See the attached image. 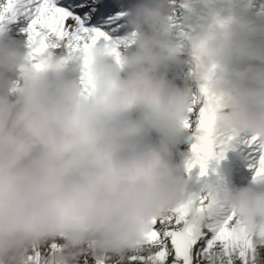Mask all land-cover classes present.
<instances>
[{"label":"clouds","instance_id":"1","mask_svg":"<svg viewBox=\"0 0 264 264\" xmlns=\"http://www.w3.org/2000/svg\"><path fill=\"white\" fill-rule=\"evenodd\" d=\"M123 10L119 59L99 42L90 66L58 41L34 56L25 32L0 27V264H29L52 242L57 264H128L153 218L197 192L176 152L202 84L220 98L219 130L264 140V0ZM213 190L264 252V180L218 176ZM207 215L194 205L187 222Z\"/></svg>","mask_w":264,"mask_h":264},{"label":"snow or ice","instance_id":"2","mask_svg":"<svg viewBox=\"0 0 264 264\" xmlns=\"http://www.w3.org/2000/svg\"><path fill=\"white\" fill-rule=\"evenodd\" d=\"M123 3L119 0H0V27L18 21L26 22L22 29L35 47L33 55L43 53L54 42L69 51L83 50L85 65L90 66L89 53L99 42L114 43L113 54L119 59L125 24ZM37 68H42L40 63ZM220 98L211 92L207 83L195 95L184 127L189 130L190 154L185 161L191 176L198 169V178L218 172L212 162L225 158L226 152L243 143L247 150L248 167L253 180H264V140L259 135L240 139L238 133L218 129ZM206 189V190H205ZM207 212L203 224H189L193 206ZM217 209V211H213ZM147 243L126 257L128 264H264V252L258 250L243 227L236 226V213L227 212L213 182L193 193L188 201L167 215L153 218ZM60 247L52 242L45 250H36L28 257L29 264H57L53 258ZM91 258V264H120V260ZM81 264H90L84 254Z\"/></svg>","mask_w":264,"mask_h":264},{"label":"rangeland","instance_id":"3","mask_svg":"<svg viewBox=\"0 0 264 264\" xmlns=\"http://www.w3.org/2000/svg\"><path fill=\"white\" fill-rule=\"evenodd\" d=\"M243 138V136L240 137V139ZM242 145L243 143L236 142L235 146L226 152L224 159L219 162L215 160L212 162L211 166L217 169L218 176L223 177L228 182L245 184L252 179L253 170L248 167L249 160L245 159L248 151ZM218 176L217 173H213L210 177H207L202 185L203 189L206 183L215 182ZM237 264H240V262L238 261Z\"/></svg>","mask_w":264,"mask_h":264},{"label":"bare ground","instance_id":"4","mask_svg":"<svg viewBox=\"0 0 264 264\" xmlns=\"http://www.w3.org/2000/svg\"><path fill=\"white\" fill-rule=\"evenodd\" d=\"M25 26H26V22H24V21H18V22L9 24V27L13 31H23L22 29ZM176 72L177 73H181L182 72L181 68H177ZM189 136H190L189 130H187L182 136V143L180 144V146H179V148L177 149V152H176V159L178 161L185 162L187 160L189 154H190L191 141L189 139ZM242 146L247 150V148H246V146L244 144ZM197 173H198V169L194 170L192 175H191V177H192V187H193V190L200 191L201 189H203L202 185H203V183H204V181H205V179L207 177L198 178ZM234 184H237V183H234Z\"/></svg>","mask_w":264,"mask_h":264}]
</instances>
